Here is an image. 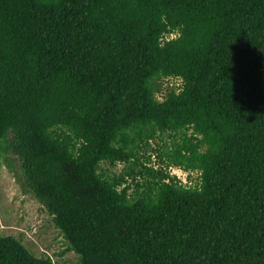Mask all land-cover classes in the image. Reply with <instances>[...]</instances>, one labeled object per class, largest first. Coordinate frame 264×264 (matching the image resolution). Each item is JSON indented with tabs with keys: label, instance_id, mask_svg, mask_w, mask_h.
<instances>
[{
	"label": "trees",
	"instance_id": "obj_1",
	"mask_svg": "<svg viewBox=\"0 0 264 264\" xmlns=\"http://www.w3.org/2000/svg\"><path fill=\"white\" fill-rule=\"evenodd\" d=\"M1 158L80 264H264V0H0Z\"/></svg>",
	"mask_w": 264,
	"mask_h": 264
},
{
	"label": "rangeland",
	"instance_id": "obj_2",
	"mask_svg": "<svg viewBox=\"0 0 264 264\" xmlns=\"http://www.w3.org/2000/svg\"><path fill=\"white\" fill-rule=\"evenodd\" d=\"M179 83L174 78L165 79L163 88L178 86ZM163 93L159 94V99H162ZM152 146L156 147L155 143ZM156 159L152 157L151 164L156 166ZM102 166L109 173H119L124 167L123 164L111 166L106 162ZM13 167L0 159V235L17 237L33 254L50 257L55 264H80L79 256L69 248L70 244L55 226L53 216L32 192L23 188ZM167 171L186 182L184 176L187 172L177 167H169Z\"/></svg>",
	"mask_w": 264,
	"mask_h": 264
},
{
	"label": "clouds",
	"instance_id": "obj_3",
	"mask_svg": "<svg viewBox=\"0 0 264 264\" xmlns=\"http://www.w3.org/2000/svg\"><path fill=\"white\" fill-rule=\"evenodd\" d=\"M161 20L164 21V17H163V15L161 16ZM165 23H166V22H165ZM179 35H180L179 29H178V28H173V29H171L170 32H168V33H163V34H162V37L167 36L168 39H171V38H174V37L179 36ZM162 37H161V38H158V43H159L161 46H162L163 43H164V39H163Z\"/></svg>",
	"mask_w": 264,
	"mask_h": 264
},
{
	"label": "built area",
	"instance_id": "obj_4",
	"mask_svg": "<svg viewBox=\"0 0 264 264\" xmlns=\"http://www.w3.org/2000/svg\"><path fill=\"white\" fill-rule=\"evenodd\" d=\"M185 177V179H186V175L184 176ZM183 181V180H182ZM186 181H187V179H186ZM184 183H185V181H183Z\"/></svg>",
	"mask_w": 264,
	"mask_h": 264
}]
</instances>
